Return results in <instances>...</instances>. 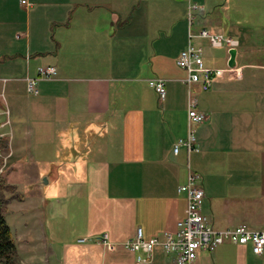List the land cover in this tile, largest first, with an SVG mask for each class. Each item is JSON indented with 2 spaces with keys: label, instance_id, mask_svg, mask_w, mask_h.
<instances>
[{
  "label": "crops",
  "instance_id": "obj_1",
  "mask_svg": "<svg viewBox=\"0 0 264 264\" xmlns=\"http://www.w3.org/2000/svg\"><path fill=\"white\" fill-rule=\"evenodd\" d=\"M192 1L193 31L239 41L241 77L215 78L207 91L184 83L176 62L187 0H0V122L4 108L9 118L0 175L20 195L9 204L19 264H173L161 245L141 262L123 242L139 227L145 239L176 231L188 167L215 228L264 229V0ZM196 43L206 65H227L226 48ZM45 65L56 74L28 93L26 78ZM154 77L165 80L163 99ZM190 99L206 118L194 125L196 149L174 154ZM103 234L114 248L97 241ZM194 264H264V251L225 242Z\"/></svg>",
  "mask_w": 264,
  "mask_h": 264
},
{
  "label": "built area",
  "instance_id": "obj_2",
  "mask_svg": "<svg viewBox=\"0 0 264 264\" xmlns=\"http://www.w3.org/2000/svg\"><path fill=\"white\" fill-rule=\"evenodd\" d=\"M25 3L26 0H20ZM186 18L188 22L187 45L182 49L177 57V64L185 72L186 77L183 82L187 85L198 83L201 90L207 91L212 87L213 80L227 76L231 79L241 77V70L236 64L234 66L212 67L204 63V47L196 40H206L211 47H224L226 50L236 49L239 46L237 38L226 35L221 31L213 30L209 27L200 26L197 31H193V24L196 12L200 5L192 0H187ZM29 5V3H27ZM229 58V57H228ZM56 74L54 65L37 67V75L26 78L27 92L37 93L36 82L38 79L51 78ZM149 86L156 92L159 99H163L166 93L165 80L160 77L148 79ZM2 114L6 117L0 123V128L9 125L8 109L4 108ZM206 115L196 109L195 101H188V130L185 138L175 141L172 151L175 154L180 146H185L187 152L196 149L194 125L205 120ZM7 133L0 130V137H6ZM1 165L0 173L3 171L7 159V153H0ZM187 179L178 186L179 191L186 194V208L184 216L178 220L175 232H164L163 237L143 238L142 229H136L135 236L123 242V246L137 253V261L146 262L151 258V253L156 245H161L166 253L174 254L173 264H194L199 251L211 252L219 244L228 242L235 244H246L251 242L252 251L255 254H262L264 251V229H252L246 224H238L233 228L217 229L209 218L202 214L200 210L201 200L204 197V190L201 184L200 174L188 167ZM88 238H80L78 241L84 242ZM98 242L103 243L108 248H114V244L107 240V234H103Z\"/></svg>",
  "mask_w": 264,
  "mask_h": 264
},
{
  "label": "trees",
  "instance_id": "obj_3",
  "mask_svg": "<svg viewBox=\"0 0 264 264\" xmlns=\"http://www.w3.org/2000/svg\"><path fill=\"white\" fill-rule=\"evenodd\" d=\"M3 149H7V140L0 137V150ZM14 190L16 187L0 175V264H19L16 241L5 218ZM7 192L11 193L10 196H6Z\"/></svg>",
  "mask_w": 264,
  "mask_h": 264
},
{
  "label": "rangeland",
  "instance_id": "obj_4",
  "mask_svg": "<svg viewBox=\"0 0 264 264\" xmlns=\"http://www.w3.org/2000/svg\"><path fill=\"white\" fill-rule=\"evenodd\" d=\"M222 50V49H221ZM224 50V49H223ZM5 117V116H4ZM6 120V117L4 118V120L2 122H4ZM1 123V122H0ZM6 140L7 138L4 137ZM7 149H8V141H7ZM7 149H3V150H0V153L2 154H6L8 152ZM1 159V158H0ZM6 163V162H5ZM1 165V164H0ZM5 167V165H4ZM3 167V169H4ZM10 192H7L6 193V196H10ZM20 198V195H18V193L16 192V190H14V195H13V198L14 200ZM16 209H15V206H12V209L10 208L9 206V210L7 211L6 215H5V218H6V222L8 223V225H13L12 223L14 222V220H16L17 218V212H15Z\"/></svg>",
  "mask_w": 264,
  "mask_h": 264
},
{
  "label": "water",
  "instance_id": "obj_5",
  "mask_svg": "<svg viewBox=\"0 0 264 264\" xmlns=\"http://www.w3.org/2000/svg\"><path fill=\"white\" fill-rule=\"evenodd\" d=\"M228 53H229V58L227 61V65L234 66L236 64L235 63L236 49H230L228 50Z\"/></svg>",
  "mask_w": 264,
  "mask_h": 264
}]
</instances>
